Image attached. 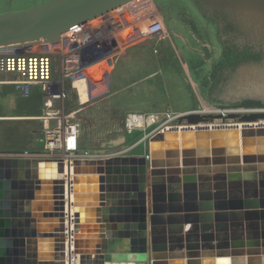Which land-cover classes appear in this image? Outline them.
I'll use <instances>...</instances> for the list:
<instances>
[{
    "label": "water",
    "instance_id": "95a60500",
    "mask_svg": "<svg viewBox=\"0 0 264 264\" xmlns=\"http://www.w3.org/2000/svg\"><path fill=\"white\" fill-rule=\"evenodd\" d=\"M134 1L0 0V52L58 44ZM153 1L206 109L264 107V0ZM215 118L227 117L178 120ZM72 254L80 264H264V127L163 131L142 156L67 166L0 157V264Z\"/></svg>",
    "mask_w": 264,
    "mask_h": 264
},
{
    "label": "built area",
    "instance_id": "2783aa9c",
    "mask_svg": "<svg viewBox=\"0 0 264 264\" xmlns=\"http://www.w3.org/2000/svg\"><path fill=\"white\" fill-rule=\"evenodd\" d=\"M123 22L131 25L128 30H139L140 35L145 38H156L166 33L155 2L136 0L73 30L71 34L62 37L58 44L40 42L0 52V75L13 78L10 81H0V85L10 84L25 97L30 95L33 87H38L47 100L44 114L38 119L42 136L46 140L43 150L14 152L5 157L62 161L67 166L75 160L127 156V150L111 155L81 152L78 141L79 126L65 115L64 107H56L59 103L64 106L68 100L69 88L76 89L75 84L85 80L90 70L103 64L111 65L115 61L118 57L116 54L121 30L126 28ZM137 24L143 28H139ZM180 116L182 115L166 119L146 139L163 132L165 128L173 127L170 124ZM155 122L154 117L131 114L126 119V127L132 132ZM179 123L189 126L187 123ZM77 257L72 254L68 264H73Z\"/></svg>",
    "mask_w": 264,
    "mask_h": 264
},
{
    "label": "rangeland",
    "instance_id": "374dc122",
    "mask_svg": "<svg viewBox=\"0 0 264 264\" xmlns=\"http://www.w3.org/2000/svg\"><path fill=\"white\" fill-rule=\"evenodd\" d=\"M162 21L165 25L166 33L157 37L155 40H148L147 42L152 43L154 48L156 47L154 49V54L158 56L159 59V63L154 65L155 67L153 68L155 72H153V70L152 72L155 73V79L159 83L165 81L168 83L171 93H169L167 99H171L170 101H172V104L169 103L167 107L158 110V112L139 114L146 117H154L156 122L150 126L146 125L144 129H136L129 132L126 127V119L131 114L125 116V118H122L119 115L106 116L98 114L95 116L89 113L91 111L86 114L87 108L91 106L90 103L86 102L87 99H82L81 101H78V103H73L70 106L69 100L71 96L68 95V100L64 103V106L59 103L56 107L60 109L64 107L65 115L70 117L71 122L76 123L79 126L78 141L79 150L81 152L89 151L111 155L127 150V155L142 156L148 149L149 140L146 139V137L169 117L189 113H203L208 116L223 115L227 118L224 120V123L222 122L217 125H225L228 127L242 122L237 119L228 118L231 115L246 116L264 113V107L206 109L163 18ZM158 46L161 47V49ZM13 88L17 93V102L15 100V93L7 90L0 92V113L2 114L11 115L14 113V105L20 110L25 105L23 100H30L28 99L30 98V95L25 97L20 94L15 87ZM20 99L23 103L20 102ZM67 102H69V104ZM46 103L47 100L44 98V104L41 108V116L44 114ZM219 119L220 118H215L211 121L217 122ZM215 122L212 124L216 125ZM170 125H173V127L182 126L178 120H173ZM25 127L26 126L24 125L20 126V124L17 125L10 123L0 125V157H5L14 152H21L24 150L31 152H39L40 150H43L46 141L44 137L37 141V136L30 129ZM112 135L113 139H115V141H113L114 143H111L112 139L110 136Z\"/></svg>",
    "mask_w": 264,
    "mask_h": 264
},
{
    "label": "crops",
    "instance_id": "0c3cea01",
    "mask_svg": "<svg viewBox=\"0 0 264 264\" xmlns=\"http://www.w3.org/2000/svg\"><path fill=\"white\" fill-rule=\"evenodd\" d=\"M124 26L126 28L121 30L118 53L116 54L118 57L111 65L103 64L90 70L86 79L75 85L76 89L69 88L70 106L82 99H87L86 102L91 106L87 108L86 114L91 111L89 113L95 116L98 114L119 115L125 118V116L134 113L158 112V110L167 107L169 103L172 104L171 99H167L171 93L168 83L166 81L159 83L153 73L155 72L154 65L159 63V59L154 54L156 47L154 48L152 43L147 41L155 40L157 37L145 38L140 35L139 30H128L130 24L124 23ZM159 48L161 49V47ZM12 79V76L0 75V81L5 82ZM13 87L10 84L0 85V92L7 90L15 93L17 102V93ZM28 99L30 100H23L25 105L20 110L14 105L13 114L0 113V125L7 123L24 125L37 136L36 140L39 141L43 138L38 119L42 114L44 94L40 88L33 87ZM20 102H22L21 99ZM69 102L67 103L69 104ZM110 138L112 139L110 142L114 143L113 135Z\"/></svg>",
    "mask_w": 264,
    "mask_h": 264
},
{
    "label": "bare ground",
    "instance_id": "6f19581e",
    "mask_svg": "<svg viewBox=\"0 0 264 264\" xmlns=\"http://www.w3.org/2000/svg\"><path fill=\"white\" fill-rule=\"evenodd\" d=\"M138 25V24H137ZM139 28H143L141 25H138ZM134 33V32H133ZM138 33V32H137ZM133 35V34H132ZM81 82H78L76 84H79ZM75 84V85H76ZM264 114V113H262ZM226 119V118H225ZM224 119V120H225ZM224 120L222 119H219L217 120V122L215 121H207V123H204V124H198V125H182L181 127H171V128H166L164 129V131H179V132H182V131H187V130H201V129H217V128H251V127H264V121H260V122H247V123H243L240 121L241 123L240 124H234V125H230V126H223V125H217L219 123H224ZM215 122L216 125H213L212 123ZM73 264H80L79 263V257L76 258V260L74 261ZM108 264H114V263H108ZM122 264H135V263H122Z\"/></svg>",
    "mask_w": 264,
    "mask_h": 264
},
{
    "label": "flooded vegetation",
    "instance_id": "af4514ba",
    "mask_svg": "<svg viewBox=\"0 0 264 264\" xmlns=\"http://www.w3.org/2000/svg\"><path fill=\"white\" fill-rule=\"evenodd\" d=\"M214 97V96H213ZM227 103H229V104H235V103H233V102H227Z\"/></svg>",
    "mask_w": 264,
    "mask_h": 264
}]
</instances>
